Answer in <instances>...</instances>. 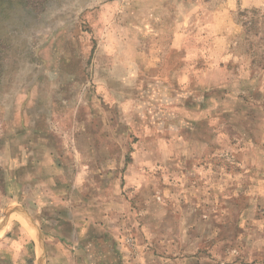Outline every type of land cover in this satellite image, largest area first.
<instances>
[{
    "label": "rangeland",
    "instance_id": "374dc122",
    "mask_svg": "<svg viewBox=\"0 0 264 264\" xmlns=\"http://www.w3.org/2000/svg\"><path fill=\"white\" fill-rule=\"evenodd\" d=\"M42 142L59 192L38 200L16 167L46 178ZM112 185L133 264H264V0H0V264H116Z\"/></svg>",
    "mask_w": 264,
    "mask_h": 264
},
{
    "label": "crops",
    "instance_id": "0c3cea01",
    "mask_svg": "<svg viewBox=\"0 0 264 264\" xmlns=\"http://www.w3.org/2000/svg\"><path fill=\"white\" fill-rule=\"evenodd\" d=\"M189 114H191L190 117H191V121H192L194 116H196V115H194L196 113L194 112V110H191L188 113V115ZM114 123H115V121H113V123H112L113 125L111 128L113 131L118 132V129H117L118 124H114ZM185 128H186V131L184 130L183 132H187L189 130L192 131L191 127L190 128L185 127ZM189 144H193V142L192 141L191 142L181 141V144H179V145H181V147H183V148H187V145H189ZM35 148L36 149H42L44 152L46 151L48 153L47 156L45 158H42L41 160H36L35 158L30 157L29 155L27 157L31 160L33 167L42 166V167L48 169V173L49 172L50 173L46 178H42V179H41V177L37 178V176H39L38 174L33 173V172H32V174L29 172H26L25 169L22 167V166H25L24 165V159H23V161L19 160L20 166L16 167V172H18L19 180H21L22 182H27L25 179H27V180L30 179V176L32 175L31 180L33 183H36L33 186L34 189L32 188L33 189L32 191H33L35 198L38 200L42 199V197L44 196L43 194H39V193L35 192L37 190V187L39 186L38 183H44L45 185H47L49 187V199L54 197L55 195L58 196L57 193L59 191L52 189V186L55 185V182L58 181V178L56 175V170H57L56 159H57V157L55 154V148L49 142H46V143L42 142L41 144L37 145ZM103 148H107V147L104 146L101 149H103ZM133 148L136 149V147H133ZM146 150H150V148L147 147ZM178 152H179V150H178ZM185 158L186 159L184 160L183 158L178 157V156L177 157H169L166 160V163L168 165L171 163H174V164L180 163L181 165L186 164V166H187L188 163H192L194 161V159H192V158H188V157H185ZM143 160L144 161H136L135 159H133V162L128 164L129 172L133 171V170L140 172L142 169V166H147L153 162L148 156L143 157ZM162 161L164 162V160H162ZM157 162L160 163V165L163 164L160 159ZM130 167L132 169H130ZM54 169H55V174H54ZM134 180H135V178H134ZM134 180L132 182H134ZM117 181H118V179L116 177V182ZM127 181H129L128 176H127ZM45 197H46V195L44 196V198ZM121 197H122V200L120 199ZM121 197H120V192L118 191L117 188L115 189V187L113 185H112V188L107 193L106 192L102 193V195L99 197V200L101 201L100 205H101L102 211L100 213H101L102 217H101V221H99V224L96 227L103 230V232L101 233V234H104L101 237L102 243L107 247L110 246V248L112 250V253L109 254V253H107L109 251H107L106 253H102V256H105V255L111 256V258L113 260H115L116 264H133L134 261L132 262L130 259H128V257H126L125 249L122 248L120 246V243H119V241H120V233H119L120 225L118 224V221L120 219V213H121L120 201L125 202V204L123 203L121 205V207L128 204V202L130 203V199L125 197V199H126L125 200L123 196H121ZM87 199H88V197L83 198V201L85 202V204L80 205V207L82 208L83 211L89 212L91 207H89L88 204H86V202H88ZM38 205H41V203H39ZM11 210L12 209H10L9 211H11ZM9 211H7V214L11 213ZM73 211L70 210V212H73ZM87 214H89V213H87ZM11 220H17L18 221L13 225V226H16V229L13 228L11 230H14V232L16 234L19 233V234H17V236L19 237L20 240L25 241V239H26L25 243H30V242H35V239L39 238L38 230H36V228H35L36 227L35 222L31 221L32 219L25 213V211H23V210L19 211L18 210L17 212H13V215L11 216ZM80 220L81 219H79V221ZM33 224H34V226H32ZM72 225L74 226L75 223H73ZM0 236H1V234H0ZM34 237H35V239H34ZM159 237H161V236H159ZM165 240L167 241V239H165ZM159 241H161V240L159 239ZM175 242H178V241H175ZM151 255H152V258H151ZM151 255L147 259V260H149L150 263L153 262L154 260H156V262H163V261L167 262V261H169V259H167V257H165V259L163 260V258L161 257L160 254H151ZM108 259L110 260L109 257H108Z\"/></svg>",
    "mask_w": 264,
    "mask_h": 264
},
{
    "label": "water",
    "instance_id": "95a60500",
    "mask_svg": "<svg viewBox=\"0 0 264 264\" xmlns=\"http://www.w3.org/2000/svg\"><path fill=\"white\" fill-rule=\"evenodd\" d=\"M40 235V234H39ZM41 236V235H40ZM40 236H39V238H40Z\"/></svg>",
    "mask_w": 264,
    "mask_h": 264
}]
</instances>
